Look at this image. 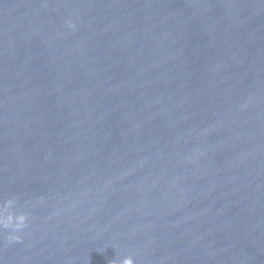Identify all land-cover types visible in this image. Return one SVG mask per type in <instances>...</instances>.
I'll use <instances>...</instances> for the list:
<instances>
[{
	"label": "water",
	"instance_id": "1",
	"mask_svg": "<svg viewBox=\"0 0 264 264\" xmlns=\"http://www.w3.org/2000/svg\"><path fill=\"white\" fill-rule=\"evenodd\" d=\"M0 264H264V0H0Z\"/></svg>",
	"mask_w": 264,
	"mask_h": 264
}]
</instances>
